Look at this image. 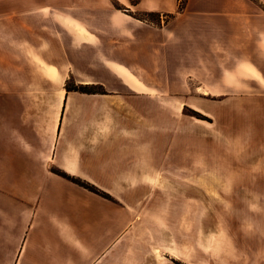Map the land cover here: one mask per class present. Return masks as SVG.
Segmentation results:
<instances>
[{"label":"crops","instance_id":"0c3cea01","mask_svg":"<svg viewBox=\"0 0 264 264\" xmlns=\"http://www.w3.org/2000/svg\"><path fill=\"white\" fill-rule=\"evenodd\" d=\"M116 1L125 7L130 4L129 0ZM17 2L27 1L0 0V13H8L0 21V34L9 33L5 42L9 51L0 49V93H31L34 81L41 89L47 88L44 73L33 65L35 56L84 75L79 79L83 83H101L114 94L107 100L121 99L118 108L108 105L105 112L111 122L104 127L98 117V111L104 109L101 98H87L94 115L88 116L76 140L86 141L83 146L90 144L92 149L83 160L80 151L69 155L72 159L55 152V162L66 173H89L96 185L111 189L118 173L129 169V156L122 158L119 152L125 142L133 141L130 136L137 135L121 117L113 121L114 110L126 109L121 105L126 95L142 99L151 92H176L171 79L179 72L185 77L186 93L212 107L230 109L227 119L215 128L237 152L219 153L218 157H232L233 162L237 157V163L260 166L264 174V0H184L174 20L160 28L119 12L111 0H78L71 10L44 6L22 9ZM178 5L179 0H137L132 7L141 12L174 13ZM171 60L175 63L168 64ZM13 62L19 65L10 68ZM167 67L168 85L148 79V74L160 77ZM54 75L55 85L60 86L61 79ZM62 96L60 91L59 98ZM74 97L79 98L67 94L65 105ZM28 103L24 100L19 106L27 109ZM131 108L135 119L144 121L143 113ZM1 119L0 264H137L130 262L128 255V212L51 176L45 155L33 162V147L28 148L26 136L18 135L16 120L2 123ZM30 120H25V128L32 125ZM151 136L142 135L141 140L150 141ZM216 138L217 145L221 139ZM189 140L192 138L186 137V146ZM203 150L194 153L191 144L187 153L193 159L204 156ZM117 166L119 169L112 172ZM192 167L186 165V180L191 186ZM139 172L142 178L144 169ZM217 172L221 177L220 168ZM124 197L129 196L122 194L120 198Z\"/></svg>","mask_w":264,"mask_h":264},{"label":"rangeland","instance_id":"374dc122","mask_svg":"<svg viewBox=\"0 0 264 264\" xmlns=\"http://www.w3.org/2000/svg\"><path fill=\"white\" fill-rule=\"evenodd\" d=\"M26 1L17 3L22 9L44 6L57 10H71L78 4V0ZM111 1L119 12L153 28L164 27L172 22L184 4V0H179L178 11L162 13L134 10L132 5L137 0H129L128 7L116 0ZM7 14L0 13V21ZM8 39V32L0 34V49L9 51L5 43ZM168 58L172 56L168 55ZM170 62L174 64L175 60L167 61L168 64ZM51 63L34 56L33 65L44 73L46 89H41L39 82L34 81V91L31 93H0L1 122L16 120L18 135L26 136L30 142L28 148L33 147L30 150L33 162H39L41 155H45L51 176L65 180L83 193L106 200L128 212L130 262L264 264V187H260L264 184L261 182L264 181L263 171L260 172V166L237 163V157H234L235 162L232 157H218L219 153L237 152L229 144L228 138L223 137L222 132L219 133L215 128L217 124L223 123V119H227L230 109L212 107L210 103L200 102L195 94L191 96L186 93L185 77L179 72L171 79L176 92H151L142 99L126 95L125 99L122 98L123 104L121 103L126 109H113L112 119L114 121L119 116L127 121L130 130L138 137L130 136L133 141L125 142L123 149H120L122 158L129 156V169L118 173L110 184L111 189L106 190L96 185L89 173H66L62 165L55 162L54 153L69 156L80 151L83 160L92 148L89 147L90 144L83 146L86 141L76 140V134L82 132L81 128L88 116L94 115L93 105L87 103V98H101L100 105L104 109L97 111L104 127L111 122L110 115L105 112L109 111L108 105H116L118 108L120 105L117 106V103L121 99L108 97V101L107 96L114 94L108 93L101 83H83L79 79L84 75H75L65 67L58 68L57 61L53 66ZM15 64L19 65L13 62L9 67L16 68ZM169 72L167 67L160 77L151 74L147 77L150 80L156 79L161 85H168ZM183 72L184 70L181 71ZM54 74H58V79H61L60 86L55 85L57 79ZM60 91L63 92L61 99ZM69 93L76 94L79 98H71L65 105V97ZM24 100L31 102L27 109L19 106ZM132 106L143 113L144 121L139 117L135 119ZM20 117H31V128L29 125L25 128L24 122H28V119H21L22 125ZM148 134L157 138L153 140L151 136L150 141H142V135ZM22 136L18 138L23 139ZM216 136L221 139L217 145L214 143L218 139ZM246 136L253 137V133H247ZM136 137L137 140L134 141ZM186 137L192 138L188 146ZM223 139H226L224 143ZM20 143L18 139V145ZM191 144L194 153L199 152L196 149H204V156L196 155L192 159L187 153ZM216 150L217 155H214ZM256 160L259 161V157ZM186 165L193 166L190 169L193 173L192 186L186 180ZM218 168L221 170V177L218 175ZM118 169L119 166L112 172ZM139 169L145 171L142 178ZM256 169L257 172L254 171ZM65 174L68 178L64 177ZM129 176L132 177L130 181ZM118 182L123 185L120 186ZM138 188H141L140 191ZM122 194L129 196L128 199L124 197L125 202L120 198ZM115 242L116 240L113 244Z\"/></svg>","mask_w":264,"mask_h":264},{"label":"trees","instance_id":"16d2710c","mask_svg":"<svg viewBox=\"0 0 264 264\" xmlns=\"http://www.w3.org/2000/svg\"><path fill=\"white\" fill-rule=\"evenodd\" d=\"M63 174H64V173H63ZM63 176H64V175H63ZM64 177H67V178H68V175H66V174H65V176H64Z\"/></svg>","mask_w":264,"mask_h":264}]
</instances>
